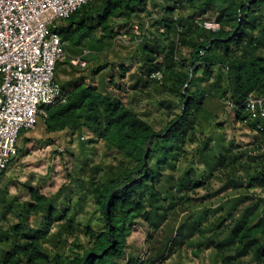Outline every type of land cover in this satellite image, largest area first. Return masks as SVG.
Listing matches in <instances>:
<instances>
[{
    "label": "trees",
    "instance_id": "trees-1",
    "mask_svg": "<svg viewBox=\"0 0 264 264\" xmlns=\"http://www.w3.org/2000/svg\"><path fill=\"white\" fill-rule=\"evenodd\" d=\"M64 21L65 48L88 65L57 61L65 99L36 125L87 138L56 191L25 184L19 199L0 177V264H119L136 223L145 250L124 264L182 259L184 245L209 250L213 264H264V117L244 104L264 97V0H91ZM151 82L161 89L150 100L156 112L139 114L127 96ZM222 115L246 138H213ZM153 132L161 135L144 160Z\"/></svg>",
    "mask_w": 264,
    "mask_h": 264
},
{
    "label": "built area",
    "instance_id": "built-area-1",
    "mask_svg": "<svg viewBox=\"0 0 264 264\" xmlns=\"http://www.w3.org/2000/svg\"><path fill=\"white\" fill-rule=\"evenodd\" d=\"M90 1L0 0V174L17 153L20 130L35 129L37 116L46 115L41 106L64 101L55 71L66 42L56 21L69 18ZM81 57L69 60L84 67ZM150 77L160 84L162 71L153 70ZM244 104L251 118L264 117V97L249 96Z\"/></svg>",
    "mask_w": 264,
    "mask_h": 264
},
{
    "label": "rangeland",
    "instance_id": "rangeland-1",
    "mask_svg": "<svg viewBox=\"0 0 264 264\" xmlns=\"http://www.w3.org/2000/svg\"><path fill=\"white\" fill-rule=\"evenodd\" d=\"M149 6L152 8L155 15H159L161 11L159 6H152L151 3H149ZM65 22L66 21L64 20L56 21L57 27L65 25ZM209 24H211V26L216 25V23L214 22H209ZM121 38L125 41H128V38L125 37V35H122ZM135 47V44L131 45L130 51L132 52ZM68 50V46H66L64 54L60 58V63L64 67H68L65 62L68 58H70L69 54L67 53ZM69 51L70 53H77L73 49H70ZM87 53L84 57L87 56ZM86 65H88L87 60ZM62 77L64 76H61L60 78ZM116 81L119 83L123 80L117 77ZM59 82H61L60 79ZM160 90V86L151 82L143 90V92H145L146 94L147 92H150L152 94H150L151 96L144 93L132 100L131 98L133 96L129 91L127 101L130 102V105L139 114H141L146 109V107L151 109V113H154L156 112L155 105L151 103L150 100L154 97H159ZM41 107L44 109V111H47L48 106L42 105ZM174 111L177 112L178 107H176ZM158 112H160V109L158 110ZM153 119L157 121L156 125L154 126L155 130L160 129L161 123H159L158 118L153 117ZM217 122L221 123V127L215 128V126H211L210 128V130L216 129L215 133L211 135L213 138H218V136L223 135L225 139L228 140L231 136L235 139L236 142H241L242 139L246 138V132H239L238 130L234 131L235 128H232V126L230 125L231 123L227 118V115H222L221 118L216 119L214 125ZM238 124L239 123L235 122L234 126L238 127ZM20 132L22 134H25L24 137L27 138L24 147L25 150L22 148V139L19 136L18 144L21 149H17L16 155L11 157L8 166L6 167L5 171L0 174V177L9 179L10 192L18 193L19 199H26L29 196L27 190L28 187H25V184L33 187H40L45 193L56 191L63 182L69 180L66 176L65 167H69L71 165L70 153L77 152L79 144L78 140L80 139V141H84L83 139H86L87 135L85 133H83L81 136H79L78 134L69 135L66 131L47 134L43 130V122L41 120L37 122L36 128L32 131L23 128L20 130ZM199 136L201 137V135L198 133L196 139L199 138ZM196 139L193 140L194 142L191 146L195 145ZM190 144L186 145L188 149H191ZM212 144H214L213 140ZM151 160H153V158ZM181 166H184V164H181ZM93 208L94 206L91 202L86 205V210L88 211L93 210ZM71 239L72 236H70L69 240L71 241ZM147 239V233L144 229L143 224H132L131 233L127 237L124 247V254L118 258L120 260L119 264H124L129 256L142 257ZM194 248L195 245H184L182 259H179L177 253H175L170 257L165 258L161 264H213L212 253L209 250H205L204 252L195 255L192 252ZM63 250L65 251V249Z\"/></svg>",
    "mask_w": 264,
    "mask_h": 264
},
{
    "label": "water",
    "instance_id": "water-1",
    "mask_svg": "<svg viewBox=\"0 0 264 264\" xmlns=\"http://www.w3.org/2000/svg\"><path fill=\"white\" fill-rule=\"evenodd\" d=\"M160 135H161V133H155V132H153V133L149 136V139H148V142H147V145H146V150H145V153H144V160H146V156H147V153H148V151H149V148H150L151 141H152L153 137H154V136H160ZM117 191H118V189H114V190L110 193V195H109V197H108V199H107V205H106L107 209H108V204H109L110 198H111V197H112Z\"/></svg>",
    "mask_w": 264,
    "mask_h": 264
},
{
    "label": "crops",
    "instance_id": "crops-1",
    "mask_svg": "<svg viewBox=\"0 0 264 264\" xmlns=\"http://www.w3.org/2000/svg\"><path fill=\"white\" fill-rule=\"evenodd\" d=\"M69 54V56H76L77 54H75V53H68Z\"/></svg>",
    "mask_w": 264,
    "mask_h": 264
}]
</instances>
